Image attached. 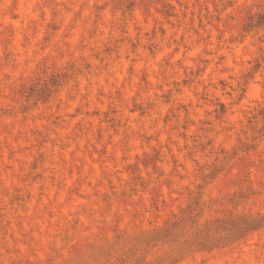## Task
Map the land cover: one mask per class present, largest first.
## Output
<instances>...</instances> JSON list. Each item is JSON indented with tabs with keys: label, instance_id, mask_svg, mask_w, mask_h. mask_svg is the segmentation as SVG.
<instances>
[{
	"label": "rangeland",
	"instance_id": "obj_1",
	"mask_svg": "<svg viewBox=\"0 0 264 264\" xmlns=\"http://www.w3.org/2000/svg\"><path fill=\"white\" fill-rule=\"evenodd\" d=\"M0 264H264V0H0Z\"/></svg>",
	"mask_w": 264,
	"mask_h": 264
}]
</instances>
